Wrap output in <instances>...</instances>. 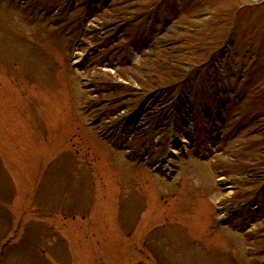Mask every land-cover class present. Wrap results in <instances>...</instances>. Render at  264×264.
Here are the masks:
<instances>
[{
    "label": "rangeland",
    "instance_id": "374dc122",
    "mask_svg": "<svg viewBox=\"0 0 264 264\" xmlns=\"http://www.w3.org/2000/svg\"><path fill=\"white\" fill-rule=\"evenodd\" d=\"M54 227L62 264H264V0H0V264Z\"/></svg>",
    "mask_w": 264,
    "mask_h": 264
},
{
    "label": "bare ground",
    "instance_id": "6f19581e",
    "mask_svg": "<svg viewBox=\"0 0 264 264\" xmlns=\"http://www.w3.org/2000/svg\"><path fill=\"white\" fill-rule=\"evenodd\" d=\"M174 151H176V149L174 150V149H171V153H174Z\"/></svg>",
    "mask_w": 264,
    "mask_h": 264
}]
</instances>
